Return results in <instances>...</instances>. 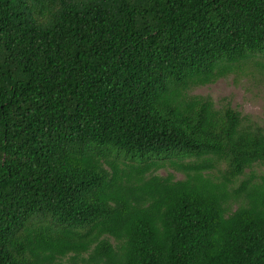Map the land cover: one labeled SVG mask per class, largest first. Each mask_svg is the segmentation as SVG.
I'll use <instances>...</instances> for the list:
<instances>
[{
	"label": "trees",
	"instance_id": "1",
	"mask_svg": "<svg viewBox=\"0 0 264 264\" xmlns=\"http://www.w3.org/2000/svg\"><path fill=\"white\" fill-rule=\"evenodd\" d=\"M263 59L264 0H0V264H264V128L192 94Z\"/></svg>",
	"mask_w": 264,
	"mask_h": 264
},
{
	"label": "rangeland",
	"instance_id": "2",
	"mask_svg": "<svg viewBox=\"0 0 264 264\" xmlns=\"http://www.w3.org/2000/svg\"><path fill=\"white\" fill-rule=\"evenodd\" d=\"M250 72L248 75H230L213 84L196 88L192 94L211 97L216 108L229 104L264 128V69L251 68ZM254 171L264 174V166L257 165ZM168 172L173 171L160 170L157 174L163 176ZM175 175L178 179L183 177L181 174Z\"/></svg>",
	"mask_w": 264,
	"mask_h": 264
}]
</instances>
